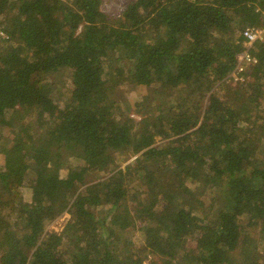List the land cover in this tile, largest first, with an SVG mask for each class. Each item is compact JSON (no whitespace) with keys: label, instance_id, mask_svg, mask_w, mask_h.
Masks as SVG:
<instances>
[{"label":"trees","instance_id":"1","mask_svg":"<svg viewBox=\"0 0 264 264\" xmlns=\"http://www.w3.org/2000/svg\"><path fill=\"white\" fill-rule=\"evenodd\" d=\"M100 5L0 0V122L12 132L1 147L0 264H264V41L245 81H228L264 0H129L117 16ZM60 70L71 72L67 93L50 79ZM130 84L153 90L122 100ZM63 150L75 163L60 177ZM136 190L146 201L128 219L121 208ZM63 213L55 238L45 226ZM132 230L156 259L119 235ZM62 239L84 254L69 261Z\"/></svg>","mask_w":264,"mask_h":264},{"label":"rangeland","instance_id":"2","mask_svg":"<svg viewBox=\"0 0 264 264\" xmlns=\"http://www.w3.org/2000/svg\"><path fill=\"white\" fill-rule=\"evenodd\" d=\"M129 0H101V5L100 8L104 13L111 14L114 16L119 15V13L122 11V9L126 6ZM246 76V75H245ZM51 81H53L57 85V93L65 92L67 93L72 86L71 83V72L69 70H60L50 76ZM228 79V78H227ZM246 77H244L243 81H245ZM229 82L233 83V79H229ZM236 82V81H235ZM153 90L152 85L147 86V85H122L119 87V93L122 97V100H130V101H135V100H145L146 97L149 96V93ZM260 108L264 111V94L260 98ZM32 119V114L27 115L26 118H20V117H15L10 120L11 126L14 128H18L20 125H22L24 122L27 120ZM263 135V134H262ZM264 137V136H263ZM261 137V138H263ZM12 138V132L10 126L4 125L2 122H0V167L3 164V153L1 152V147L6 145ZM259 145V141L257 142ZM263 146V145H262ZM261 146V147H262ZM258 151V152H257ZM256 153L258 156H262L261 150H257ZM65 160V165L60 167L58 170V173L60 177H65L67 175V167L69 164H74L75 161H71L68 153L66 150H63V156ZM134 157L130 156L125 158V160H119V165L124 166L127 163L131 162ZM120 159V158H118ZM55 166L50 163H43L41 164V168L43 169L42 172L43 176L49 177L52 176L53 173L55 172ZM108 175V170H97V171H90L85 173V181L86 183H95L97 181H100L104 179ZM17 181L19 183L22 182L21 175L17 176ZM19 195L24 199V200H30L31 199V193L30 191L24 187L20 186L19 187ZM140 201L141 204L145 203L146 201V196L144 193L141 191L136 190L134 192V199L130 200L127 203H124L123 207L121 208L122 211H124L125 215L128 217V219H132L134 217L135 213V207L134 205H137V203ZM125 204L128 205L125 207ZM97 214H103L105 211L104 209L101 210H95ZM69 218V214L63 213L50 221L46 226L45 230L48 232L53 233V236L58 238L61 236L62 229ZM121 237H129L131 238V241L134 243L136 250H137V255L143 259L144 262H148L149 260H154L156 257L154 255L148 254L147 250L144 248V245L142 243L141 238L138 236L137 231L132 230L130 233H122L119 234ZM255 236V235H254ZM63 238V237H62ZM67 239V237H65ZM59 240V239H58ZM66 240L62 239L61 245L64 248V255L68 258H70L69 261L75 262L77 256H81L84 254L85 249L80 246L79 243H76L75 240H71V246H67L65 243ZM191 247H193L194 242L191 241L189 243ZM258 251L260 255V261L264 262V240H260V243L258 245Z\"/></svg>","mask_w":264,"mask_h":264},{"label":"built area","instance_id":"3","mask_svg":"<svg viewBox=\"0 0 264 264\" xmlns=\"http://www.w3.org/2000/svg\"><path fill=\"white\" fill-rule=\"evenodd\" d=\"M256 11L260 15L261 23L259 25H245L240 31V35L243 38V49L236 56L235 66L229 73L230 78L234 81L243 80L248 66H253L257 63V57L251 49L256 42L264 41V7H257ZM0 36L7 37L1 30Z\"/></svg>","mask_w":264,"mask_h":264}]
</instances>
